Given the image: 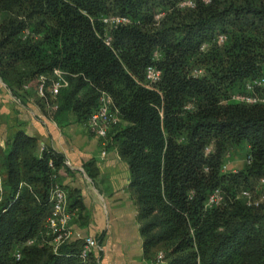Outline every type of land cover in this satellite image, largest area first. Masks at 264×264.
Returning <instances> with one entry per match:
<instances>
[{
	"label": "trees",
	"instance_id": "1",
	"mask_svg": "<svg viewBox=\"0 0 264 264\" xmlns=\"http://www.w3.org/2000/svg\"><path fill=\"white\" fill-rule=\"evenodd\" d=\"M182 1L0 0V77L36 90L60 69L68 85L40 101L86 123L109 94L119 121L105 138L129 167L148 258L264 264V104L230 100L264 75V0ZM111 14L129 22L107 26ZM149 65L161 73L152 85ZM233 148L246 150L244 163L224 170ZM63 166L22 131L0 149V264H99L93 252L79 258L83 240L52 244L46 218ZM217 188L220 201L208 205ZM243 189L262 201L247 205Z\"/></svg>",
	"mask_w": 264,
	"mask_h": 264
},
{
	"label": "crops",
	"instance_id": "2",
	"mask_svg": "<svg viewBox=\"0 0 264 264\" xmlns=\"http://www.w3.org/2000/svg\"><path fill=\"white\" fill-rule=\"evenodd\" d=\"M19 131L37 140L39 154L49 148L63 156L58 180L72 212L65 242L94 236L99 264H162L145 255L129 167L117 148L73 112L43 104L34 83L15 91L0 77V149Z\"/></svg>",
	"mask_w": 264,
	"mask_h": 264
},
{
	"label": "built area",
	"instance_id": "3",
	"mask_svg": "<svg viewBox=\"0 0 264 264\" xmlns=\"http://www.w3.org/2000/svg\"><path fill=\"white\" fill-rule=\"evenodd\" d=\"M208 2L209 0H204ZM180 6H194L193 0H183L180 3ZM163 15V13L157 14L155 17L158 19ZM2 16L0 14V24H1ZM102 22L110 27H116L120 24H125L129 22V18L124 15L111 14L101 17ZM28 33L27 31L25 32ZM223 35H219L218 40L222 42L224 40ZM104 42L107 45H111V38L104 37ZM156 55V53H155ZM196 73H199L197 71ZM53 76L49 78L47 75H40L36 85V92L39 97H46L47 93L53 99H56L59 91L68 85V81L65 79L63 72L55 68L53 70ZM160 70L154 65H149L145 69V78L147 80L148 85H152L160 80ZM230 100L236 102H244V103H262L264 104V75L248 80L245 83V92L243 93H235L230 97ZM52 107L56 108L57 103L53 102L51 104ZM119 118L117 116V110L112 109V100L109 94L106 92H102L99 96V105L98 107L90 113L88 116L87 124L88 127L98 136L105 138L107 136L109 128L117 123ZM210 148H206V152L208 153ZM250 160V156H248L247 161ZM52 166V162L49 163ZM223 169H228V165L224 164ZM235 171V169H231ZM54 182L52 185L51 192V207L49 214L46 218V226L50 233L52 234V244L56 249L61 244L65 243V241L71 236L72 231L70 228V221L72 218V212L67 208V200L68 195L66 190L63 188L59 180L57 179L56 174L53 175ZM1 176H0V189H2L1 184ZM260 183H264V176L259 179ZM240 196L245 198L247 205H258L260 201L263 199V195L260 197H255L254 193L250 190L243 189L241 191ZM221 199V192L217 188L215 189L208 201V205H212L213 203H218ZM99 244L97 239L94 236H86L83 239V244L79 251V258L82 261L88 257V255L94 251V249H98ZM20 257L19 252L16 253V258ZM158 259H162V253H159Z\"/></svg>",
	"mask_w": 264,
	"mask_h": 264
},
{
	"label": "rangeland",
	"instance_id": "4",
	"mask_svg": "<svg viewBox=\"0 0 264 264\" xmlns=\"http://www.w3.org/2000/svg\"><path fill=\"white\" fill-rule=\"evenodd\" d=\"M246 153V150L243 149V150H240V149H232L231 151H229L227 153V160L225 161V164L228 165V168H231V169H238L242 166V164L244 163V160H245V154ZM2 180V179H1ZM2 184V182H1ZM2 192L3 190L0 189V200L2 198ZM49 235V234H48ZM47 235V236H48Z\"/></svg>",
	"mask_w": 264,
	"mask_h": 264
}]
</instances>
